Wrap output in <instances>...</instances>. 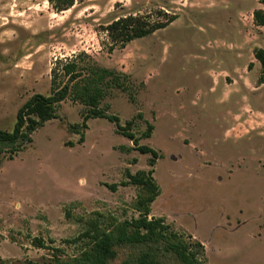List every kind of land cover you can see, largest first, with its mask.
Listing matches in <instances>:
<instances>
[{
	"label": "rangeland",
	"instance_id": "1",
	"mask_svg": "<svg viewBox=\"0 0 264 264\" xmlns=\"http://www.w3.org/2000/svg\"><path fill=\"white\" fill-rule=\"evenodd\" d=\"M259 8V0H75L56 11L49 0H0V129L13 128L34 94L51 93L58 62L75 59L84 76L94 66L127 76L123 89L106 91L101 107L122 126L132 121L139 144L159 154L150 165L152 155L105 118L84 128V105L67 98L32 142L15 152L0 147V264L79 258L97 230L139 217L135 203L148 190L121 184L140 170H153L160 187L150 217L200 242V264H264ZM125 16L177 18L114 46L105 28ZM58 74L60 86L67 78ZM141 249L118 248L110 264ZM166 263L179 264L172 257Z\"/></svg>",
	"mask_w": 264,
	"mask_h": 264
},
{
	"label": "trees",
	"instance_id": "2",
	"mask_svg": "<svg viewBox=\"0 0 264 264\" xmlns=\"http://www.w3.org/2000/svg\"><path fill=\"white\" fill-rule=\"evenodd\" d=\"M49 1L56 11H65L75 3V0ZM259 3L264 5V0H259ZM176 18L170 16L164 21L153 22L147 16H125L107 25L105 31L112 45L125 47L136 39L167 27ZM253 18L258 26H264L263 9L254 10ZM254 57L262 67L258 83L264 84V48L255 49ZM60 72L67 81L59 86L57 82ZM51 74V93L49 95L36 93L19 108L13 128L9 131L0 129V147L13 146L11 148L15 152L20 150V144L32 142L33 133L45 122L56 118L57 107L71 97L84 105L82 112L84 128L87 127V121L93 118H105L115 123L118 132L132 141L138 151L152 155L150 165H154L159 154L154 148L139 144L140 139L132 132L133 122L128 121L122 126L117 116L108 114L107 109L101 107V100L106 91L113 87L123 89L127 76L98 66L90 68L89 74L84 76L83 68L75 59L58 62L57 67L52 68ZM151 130L152 126L149 125L145 136H149ZM83 140L84 136H81L80 142ZM3 152L0 148V155ZM153 173V170H140L135 174L127 172L128 181L122 182L121 185H135L148 190V195L139 196L135 203V208L140 213L139 217L125 221L114 231L97 230L93 236L95 239L92 247L69 264H110L117 258L118 248L126 246L145 249L130 255L123 264H167L166 260L170 257L179 264H200L198 256L204 253V246L200 242H188L181 234L172 231L162 218L150 217L151 205L160 193ZM117 187L116 184L109 185L113 191Z\"/></svg>",
	"mask_w": 264,
	"mask_h": 264
}]
</instances>
